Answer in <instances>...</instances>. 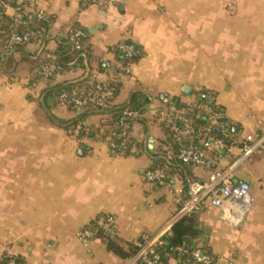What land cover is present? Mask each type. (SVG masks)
I'll list each match as a JSON object with an SVG mask.
<instances>
[{
  "label": "crops",
  "instance_id": "0c3cea01",
  "mask_svg": "<svg viewBox=\"0 0 264 264\" xmlns=\"http://www.w3.org/2000/svg\"><path fill=\"white\" fill-rule=\"evenodd\" d=\"M22 1L54 17L49 50L74 24L89 31L91 73L99 61H116L111 47L122 40L140 45L145 53L120 76L115 103H126L135 91L152 102L132 128L139 152L116 154L105 139L69 133L60 120L75 113L46 95L45 80L32 82L35 65L16 53L18 63L0 66V255L22 264H124L107 242H83L80 232L98 216H112L113 238L129 252L144 236L163 232L189 199L191 181L206 179L211 169L240 155L239 143L212 149L221 157H211V166L174 163L168 185L150 186L145 173L156 156L174 158L156 112L175 105L161 95L188 103L195 91L207 89L238 140L264 128V0ZM6 13L16 11L11 6ZM36 50L29 44L30 53ZM82 72L70 70L57 80ZM99 74L100 80L108 77ZM102 120L93 115L87 124L98 128ZM235 174L251 186L254 203L246 219L230 225L204 204L194 212L200 233L193 245L209 249L215 264H264V148ZM170 264L180 263L171 258Z\"/></svg>",
  "mask_w": 264,
  "mask_h": 264
},
{
  "label": "trees",
  "instance_id": "16d2710c",
  "mask_svg": "<svg viewBox=\"0 0 264 264\" xmlns=\"http://www.w3.org/2000/svg\"><path fill=\"white\" fill-rule=\"evenodd\" d=\"M101 0H84L85 4L98 3ZM10 5L18 7L27 3L21 0H9ZM54 21V17L47 14V18H39L32 12L23 13L17 19L6 13V9L0 5V66L3 68L13 66L20 61L15 57L19 54L21 60L28 61L36 66L31 80L32 82L43 79L47 82L46 95L53 97L58 103L66 105L70 108L75 116L71 120H60L61 124L74 135L77 139H82L87 136L105 139L112 142L115 147L111 148L116 154L122 155H136L139 152L140 145L132 136V128L135 122L142 120L137 118L132 127L129 128L126 134L122 135L123 126L121 124L122 116L125 110L137 111L144 114L147 107L151 104V97L143 91H135L130 96L129 101L124 104H116L115 100L121 89L120 76L127 73L129 68L137 63L144 55V50L138 44L130 40H122L115 46L111 47V51L115 54L116 61H99L97 70L101 74H106L107 79L100 80L97 76L91 73V44L89 31L79 24H74L66 37L58 39V47L55 50H49L47 43L49 41L48 30ZM34 33V37L28 41L13 40V33L23 36L26 33ZM80 34L77 35V33ZM76 42L79 43L80 48L76 47ZM120 43L130 44L133 48L130 55L119 48ZM29 44H36L37 50L34 53L28 51ZM4 54V55H3ZM53 54L54 59L51 60L49 55ZM49 62L55 64V70L48 76H43L40 72L44 65ZM81 68L82 74L70 81L59 82L57 78L62 74ZM100 84L103 88L113 89V95L105 99V106H98L96 102L87 101L82 106L78 107L73 101L72 97L77 95L80 97H87L89 94L95 92V86ZM83 89V91H82ZM66 93L65 101L62 102L60 97ZM207 94L213 100L215 94L207 89H202L194 92L196 96L197 106L192 107L187 103L178 102L175 105L178 109H185V116L189 118L195 128V132L187 136L177 139L170 130V125L161 121L163 130L165 132V144L170 152L174 155L173 159L169 161L164 157L156 156L155 164L151 167L162 168L167 174V182L171 180V169L174 168V163H179L184 166H194L181 162L178 158V152L192 144L200 145V141L204 134V128L209 126V119L204 110V106L212 104L211 99L201 98V94ZM201 105V106H199ZM223 110L219 105L215 110ZM93 115H100L103 120L98 128L88 126L87 120ZM157 117V116H156ZM85 122V123H84ZM229 132L233 135L234 130L229 123ZM211 134L220 137L221 133L215 128H211ZM116 134V135H115ZM121 134V135H120ZM118 135V136H117ZM111 139V140H110ZM136 147L137 151L133 152L132 147ZM219 153L216 151L210 152V157H216ZM162 187V186H157ZM108 215H100L87 225L82 231H90V239H102L107 242L108 248L121 256L124 259L129 258L138 250V245H131L129 252L125 251L113 238L114 228H106L99 223L101 218H107ZM81 231V232H82ZM198 221L195 213L183 216L171 228L170 234L165 238L164 243L159 246L158 252L166 264H170L171 258H176L180 264H198L192 257V251L195 248L193 245L199 236ZM205 249L212 256V264L216 263V257L209 249ZM10 259H15L17 264H22L20 258L3 254L0 255V263H6Z\"/></svg>",
  "mask_w": 264,
  "mask_h": 264
},
{
  "label": "built area",
  "instance_id": "2783aa9c",
  "mask_svg": "<svg viewBox=\"0 0 264 264\" xmlns=\"http://www.w3.org/2000/svg\"><path fill=\"white\" fill-rule=\"evenodd\" d=\"M8 1L9 0H0L1 7L4 9L11 7ZM14 9L16 11L15 17L17 19H19L23 13L28 12L36 14L39 18H47V13L33 8L29 3H23L21 6L14 7ZM78 34H80V32H78L77 35ZM34 36L33 32L26 33L23 36L13 33L12 38L16 41H28ZM76 47L80 48L78 42H76ZM119 48L123 50L126 55H130L133 47L130 44L120 43ZM49 58L53 60L55 57L53 54H50ZM54 70L55 64L49 62L43 66L40 73L43 76H48L52 74ZM95 89V92L89 94L85 98L80 97L75 92L72 101L78 107L82 106L87 101L96 102L98 106L101 107L105 106V99L113 95V89L103 88L100 84H97ZM65 96L66 93L62 94L60 97L62 102L65 101ZM201 98L211 99L210 96L205 93L201 94ZM210 101H212V99ZM187 104L191 106L188 110H192V107L197 106L196 96L193 95ZM217 105L216 100H213L212 104L204 106L210 125L204 128V134L200 141V145L192 144L182 148L178 152L177 158L181 162L193 164L195 166H211V164L214 163L210 157L212 149H217L219 152L227 150L233 144L239 143L240 155L238 159L236 162L228 166L211 169L208 177L204 180L191 181L189 184V199L166 224L163 232L159 235L144 236L138 244V250L127 258L124 264H166L158 252L159 246L164 243L165 238L170 234L171 228L175 222L183 216L199 210L204 204H209L217 208L220 211L221 218L230 225H238L246 219L254 203L251 186L246 181L241 180L235 182V172L238 165L250 159L255 153L264 148V128L259 130V132L244 136L242 140H238L229 132V122L224 110H215ZM186 111L187 110L185 109H178L175 106H170L165 110L157 111L156 116L161 121L170 125V130L173 132L174 137L179 140L182 137L195 132L191 120L185 116ZM142 117L143 114L137 111L125 110L121 119V124L123 126L121 134H126L135 120ZM212 127L219 130L221 133L220 137L211 134L210 131ZM109 144L111 148L115 147L111 141ZM132 151H137L136 147L133 146ZM220 157V155L216 156V158L219 159ZM166 178L167 174L162 168H150L145 173L146 182L153 187L168 185L169 183ZM99 223L106 228L115 227V220L112 216L101 218ZM90 236L91 232L87 230L82 231L79 234V237L83 242H88ZM192 257L198 264H212L213 261L209 252L201 246H195L192 251ZM0 264H17V262L15 259H10L6 263Z\"/></svg>",
  "mask_w": 264,
  "mask_h": 264
},
{
  "label": "water",
  "instance_id": "95a60500",
  "mask_svg": "<svg viewBox=\"0 0 264 264\" xmlns=\"http://www.w3.org/2000/svg\"><path fill=\"white\" fill-rule=\"evenodd\" d=\"M186 94H190V88L188 91H185ZM161 100H163L168 105H177L178 101L175 99H168L165 95L160 96ZM152 149V147H150ZM239 180L236 178L235 182H238ZM190 184V183H189Z\"/></svg>",
  "mask_w": 264,
  "mask_h": 264
},
{
  "label": "rangeland",
  "instance_id": "374dc122",
  "mask_svg": "<svg viewBox=\"0 0 264 264\" xmlns=\"http://www.w3.org/2000/svg\"><path fill=\"white\" fill-rule=\"evenodd\" d=\"M21 1H22V0H21ZM98 72H99V71H95V70H94V73H92V74H93L94 76H97V77H98V76L100 75V74H98Z\"/></svg>",
  "mask_w": 264,
  "mask_h": 264
}]
</instances>
